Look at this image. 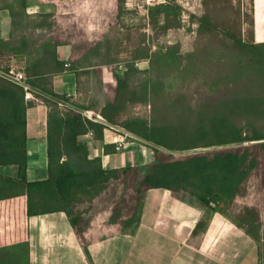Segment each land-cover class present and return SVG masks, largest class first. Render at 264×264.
<instances>
[{"label":"trees","instance_id":"16d2710c","mask_svg":"<svg viewBox=\"0 0 264 264\" xmlns=\"http://www.w3.org/2000/svg\"><path fill=\"white\" fill-rule=\"evenodd\" d=\"M59 1L54 0L55 5ZM120 0V3H124ZM18 10L11 7L13 27L29 29L49 28V34L23 36L19 39V54L25 57V83L39 88L63 103L90 113L91 110L49 90L45 75L75 72L85 69L89 58L110 56L112 44L106 54L100 51L101 41L81 43L72 20L61 23L52 14L42 15L40 21L30 20L25 0L18 1ZM151 23L163 33L181 25L182 8L174 0H166L149 8ZM200 35L216 29L208 16L200 19ZM205 44L209 40L203 39ZM236 45L247 58L244 64H235L234 78H254L253 71L264 75V43H247L236 39ZM71 46L68 61L60 60L58 49ZM180 47L158 48L155 52L140 53L148 59L150 68L139 70L126 64L119 72L110 66L108 88L113 96L103 108L100 117L108 123L171 151H192L250 140L264 139V134H243V129L232 121L233 114L226 111L211 112L208 102H200L196 114H183L177 123L158 125L141 116L122 119L129 105L149 104L163 89L171 91L190 84L198 72L192 60L184 63ZM101 59V60H102ZM103 62V61H102ZM110 59L106 64L115 63ZM7 74L8 70L0 69ZM168 76L163 80V74ZM151 74L149 79L144 76ZM153 74V75H152ZM170 75L173 76L172 80ZM169 80V81H168ZM227 75L218 77L208 86L220 92ZM167 86V87H166ZM189 86V85H188ZM39 99L51 106L48 116L47 172L43 181L27 179V104L24 88L0 75V166L15 165V178L0 174V264H30L29 219L32 216L64 212L89 258L87 235L93 224L105 236L135 231L141 221L146 194L152 189L171 193L175 203L203 213L193 235L207 228L214 215L231 221L251 237L263 251L262 212L264 210V142L251 146H236L187 155H173L139 142L118 132L122 137L147 147L153 152L148 164L117 169H104L101 158L89 159L88 144L82 140L92 131L96 139L103 140L109 126L93 121L68 105H60L40 93ZM259 96L242 101L240 108L253 117L261 116ZM264 111V110H263ZM236 116V115H235ZM113 130V129H111ZM238 206H244L239 208Z\"/></svg>","mask_w":264,"mask_h":264},{"label":"crops","instance_id":"0c3cea01","mask_svg":"<svg viewBox=\"0 0 264 264\" xmlns=\"http://www.w3.org/2000/svg\"><path fill=\"white\" fill-rule=\"evenodd\" d=\"M18 1L0 0V69H13L25 75L26 61L19 54V39L25 35L49 34L50 31L49 28L28 31L22 26L14 28L10 8L14 7L16 12ZM25 2L32 21H40V17L46 14H52L53 20L57 17L54 0ZM255 18L256 24H263L261 32L257 30L258 26L256 28L255 43H264V0H255ZM71 48L59 47L60 60H69ZM115 64L89 58L84 64L86 68L79 69L78 75L75 72H63L47 74L43 78L47 80L46 87L49 90L60 95L66 94L71 101L100 116L113 96L107 87L109 82L114 84L108 69ZM33 96V99L26 101L29 182L48 178L47 140L51 106L34 93ZM120 117L124 119L126 115ZM82 140L88 144L89 159L101 158L104 169L148 164L153 159L145 156L140 144L126 136L122 137L117 131L106 129L103 140L96 139L90 131ZM0 174L15 178L18 167L0 166ZM202 216L200 210L175 203L169 191L152 189L146 194L142 218L135 231L105 236L97 229L99 223L93 224L87 235L91 262L64 212L32 216L28 223L30 264H264V210L261 254L251 237L222 216L214 215L206 229L193 235Z\"/></svg>","mask_w":264,"mask_h":264},{"label":"rangeland","instance_id":"374dc122","mask_svg":"<svg viewBox=\"0 0 264 264\" xmlns=\"http://www.w3.org/2000/svg\"><path fill=\"white\" fill-rule=\"evenodd\" d=\"M165 1L124 0L120 3V0H91V11H88L89 6L83 0H68L57 2L55 13L61 23L75 22V40L84 44L100 40L103 55L112 44L110 56L98 61L114 59L119 72L126 64L132 63L139 70H148L149 61L140 58V53L149 54L158 48L174 45L180 47L184 63L189 60L195 63L198 73L190 84H180L174 91L163 89L149 104L129 105V110L124 113L126 117L134 114L158 125L177 123L183 114H196L201 109L200 102L206 101L211 112L233 114L232 121L243 129L244 136H253L255 132L264 134V103L260 104L262 113L259 117H253L247 109L240 108V103L250 96L264 100V75L253 71L252 79L234 78L235 68L239 67L235 64L247 62L235 43L236 39L252 43L257 26L261 32L263 25L256 24L255 0H174L182 8L181 25L163 33L160 26L151 23L149 8ZM204 16H208L216 29L201 36L200 19ZM90 24H95L98 30L89 35L86 29ZM203 39L209 40V44H205ZM218 74L227 75V82L219 93L211 91L208 86ZM150 76L146 74L144 77L149 79ZM167 76L168 73H164L163 80ZM170 76L169 80H172L173 76ZM140 149L145 156L153 157L151 149L144 146Z\"/></svg>","mask_w":264,"mask_h":264},{"label":"water","instance_id":"95a60500","mask_svg":"<svg viewBox=\"0 0 264 264\" xmlns=\"http://www.w3.org/2000/svg\"><path fill=\"white\" fill-rule=\"evenodd\" d=\"M0 75L4 76V77H7L9 78L7 75L3 74L0 72ZM30 89H32L33 91L37 92V93H40L44 96H46L47 98L51 99V100H54L56 102H59L61 105H68V104H65L63 103L61 100L53 97V96H50V95H47V94H44L43 92H41L40 90L36 89V88H33L29 85H27ZM70 106V105H68ZM71 108H73L74 110L84 114V115H87L90 119H92L93 121H96V122H100V123H103L107 126H109L110 128L118 131V132H122L132 138H134L135 140H138L139 142H142V143H145L147 145H150V146H153V147H156L164 152H167V153H170V154H173V155H187V154H192V153H196V152H201V151H211V150H217V149H223V148H230V147H236V146H241V145H245V146H251V145H254V144H257V143H263L264 142V139H260V140H250V141H247V142H244V143H232V144H226V145H220V146H214V147H207V148H201V149H196V150H192V151H171V150H168V149H165L163 147H160L150 141H147L143 138H140L132 133H130L129 131L125 130L124 128L122 127H119V126H116V125H113L111 123H108L106 122L105 120H103L100 116H97L96 114H93V113H87L85 112L84 110L82 109H79V108H76V107H73V106H70Z\"/></svg>","mask_w":264,"mask_h":264},{"label":"built area","instance_id":"2783aa9c","mask_svg":"<svg viewBox=\"0 0 264 264\" xmlns=\"http://www.w3.org/2000/svg\"><path fill=\"white\" fill-rule=\"evenodd\" d=\"M7 75L11 81L21 85L24 90H25V100L28 101V100H31L33 99V93L31 92L30 88L27 86V84L25 83V75L24 73L22 72H16L15 70L13 69H10L8 71ZM7 78V77H6ZM112 129V128H111ZM114 130V129H113ZM116 131V130H115ZM118 132V131H117ZM92 135V133H91Z\"/></svg>","mask_w":264,"mask_h":264},{"label":"clouds","instance_id":"9594fccd","mask_svg":"<svg viewBox=\"0 0 264 264\" xmlns=\"http://www.w3.org/2000/svg\"><path fill=\"white\" fill-rule=\"evenodd\" d=\"M83 3L85 5H88L89 6L88 11H91V0H83ZM97 30L98 28L95 24H90L88 28L86 29V34L90 35V33L95 32Z\"/></svg>","mask_w":264,"mask_h":264}]
</instances>
